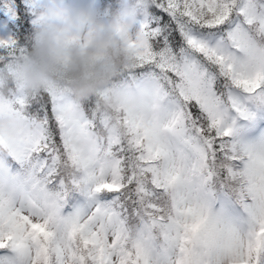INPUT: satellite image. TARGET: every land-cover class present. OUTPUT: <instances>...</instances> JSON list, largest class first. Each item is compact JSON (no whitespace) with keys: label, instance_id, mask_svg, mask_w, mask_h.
<instances>
[{"label":"snow or ice","instance_id":"1","mask_svg":"<svg viewBox=\"0 0 264 264\" xmlns=\"http://www.w3.org/2000/svg\"><path fill=\"white\" fill-rule=\"evenodd\" d=\"M130 5L108 91L8 82L0 264H264V0ZM36 7L0 0V72Z\"/></svg>","mask_w":264,"mask_h":264},{"label":"clouds","instance_id":"2","mask_svg":"<svg viewBox=\"0 0 264 264\" xmlns=\"http://www.w3.org/2000/svg\"><path fill=\"white\" fill-rule=\"evenodd\" d=\"M119 5L107 22L89 0H48L37 5L26 51L0 72V102L6 103L13 91L9 81L28 95L49 88L77 100L108 91L128 66L130 0H119ZM104 104L112 107L113 98ZM0 128L19 130L20 124L5 112L0 115Z\"/></svg>","mask_w":264,"mask_h":264},{"label":"trees","instance_id":"3","mask_svg":"<svg viewBox=\"0 0 264 264\" xmlns=\"http://www.w3.org/2000/svg\"><path fill=\"white\" fill-rule=\"evenodd\" d=\"M48 3V0H37V5L44 6ZM96 8L100 10L101 17L107 22L111 16L116 13L118 7L116 6V0H95ZM4 33L0 32V36Z\"/></svg>","mask_w":264,"mask_h":264},{"label":"rangeland","instance_id":"4","mask_svg":"<svg viewBox=\"0 0 264 264\" xmlns=\"http://www.w3.org/2000/svg\"><path fill=\"white\" fill-rule=\"evenodd\" d=\"M89 2L92 4V6L96 7L95 0H89Z\"/></svg>","mask_w":264,"mask_h":264}]
</instances>
